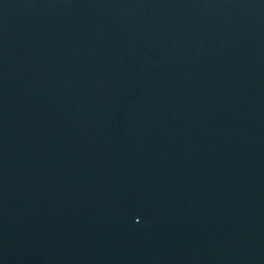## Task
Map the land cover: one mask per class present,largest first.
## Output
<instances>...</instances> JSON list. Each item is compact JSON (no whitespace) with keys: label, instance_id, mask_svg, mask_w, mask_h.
Returning a JSON list of instances; mask_svg holds the SVG:
<instances>
[{"label":"water","instance_id":"water-1","mask_svg":"<svg viewBox=\"0 0 264 264\" xmlns=\"http://www.w3.org/2000/svg\"><path fill=\"white\" fill-rule=\"evenodd\" d=\"M0 264H264V0H0Z\"/></svg>","mask_w":264,"mask_h":264}]
</instances>
